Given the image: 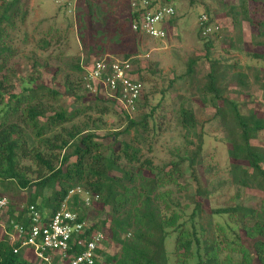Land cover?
I'll return each instance as SVG.
<instances>
[{
    "label": "trees",
    "instance_id": "trees-1",
    "mask_svg": "<svg viewBox=\"0 0 264 264\" xmlns=\"http://www.w3.org/2000/svg\"><path fill=\"white\" fill-rule=\"evenodd\" d=\"M134 2L142 5L143 0ZM149 2L148 10L172 6L170 0ZM240 2L245 11L250 2L260 3L264 8V0ZM87 12V18L82 17L80 30L84 43L91 37L93 41L121 44L128 29L134 33L137 47L143 39L132 30V23L139 17L132 4L128 14L115 20L108 14L96 18L91 6ZM206 13L209 22H213L208 9ZM28 14V0H0V187L1 192L13 190L17 196L24 190L29 191L27 205L22 208L7 196L11 202L7 224L13 220L28 230L32 224L30 205L36 206L48 220L65 201L82 218H89L82 197L75 194L69 198L72 189L82 186L99 194L102 207L108 211L105 219L93 220L87 234L101 229L107 240L116 239L121 244L120 252L115 254L99 250L101 259L95 264H264V200L258 207L235 203L210 206V212L207 211L212 192L205 166L206 138L193 106L183 104L178 110V123L185 130L183 153H179L176 160L158 165L151 155L153 142L149 143L147 137L159 135L169 121L163 104L166 88L162 89V100L157 105H151L152 91L144 92L138 108L141 106L146 111L138 118L122 113L120 118H126L127 122L123 129L111 135L116 143L124 134L131 137L120 141L119 149L104 144L100 134L88 124L80 126L75 122L89 112H96L97 120L111 113L109 98L97 95L94 104H79L70 111L58 103L61 93L42 82H36L21 93H12L17 70L11 62L19 55V50L11 42V32ZM174 15L165 24L167 32L176 23ZM260 24L264 29V20ZM198 35L204 42V51L189 60L184 75L194 78L196 66L203 61L208 64L206 82L199 89L201 103L215 110L213 118L225 131L231 158V183L238 188L254 187L264 192V144L253 143L264 133V112L253 107L244 109L248 102L241 103L230 95V84L249 88L248 75L234 72L236 65L224 64L223 59L214 55V35L205 37L200 28ZM88 47L92 51L96 46ZM97 47L104 50L102 46ZM255 55L263 57V53ZM90 56L87 55L86 64L94 62L88 60ZM123 57L128 59L131 55L124 53ZM134 62L140 64V58ZM223 65L225 68L220 72ZM76 69L82 71L83 68L78 63ZM231 69L234 74L228 86L223 82ZM136 71L144 83L145 68L139 65ZM150 71L154 73L151 68ZM256 74L257 81L261 82L259 72ZM262 84L264 87V80ZM66 89L81 103L76 86L70 80L66 81ZM46 100L56 109L52 104H45ZM93 123L96 124L95 120ZM115 170L121 175L113 174ZM187 173L190 183L185 184L181 178ZM181 185L192 189L191 209L175 198L172 186ZM215 214L227 215L239 228L227 230L223 224L217 227L212 220ZM120 232L129 233L130 237L123 239ZM20 244L18 241L11 245L5 236L0 238V264H47L33 261L30 255H25L24 247L15 252ZM82 249L78 246L74 253Z\"/></svg>",
    "mask_w": 264,
    "mask_h": 264
},
{
    "label": "rangeland",
    "instance_id": "rangeland-1",
    "mask_svg": "<svg viewBox=\"0 0 264 264\" xmlns=\"http://www.w3.org/2000/svg\"><path fill=\"white\" fill-rule=\"evenodd\" d=\"M134 1L136 0H90L88 3L87 0H28L29 14L26 20L18 22L11 32V42L19 50V55L11 62L17 70V77L13 78L15 88L12 93H21L25 88L34 86L36 82H42L61 93L58 103L70 111L79 104H94V98L97 95L91 94L83 82L86 68L92 64H86L87 55H91L88 60L93 62L106 56L124 59L123 54L128 53L131 55L130 59L135 69L139 65L145 68L146 81L142 83L144 92L152 91L151 105H157L162 100L161 91L166 88L163 104L168 112L169 121L159 135L147 137L149 143L151 140L153 142L151 155L155 164H165L176 160L178 154L183 153L185 130L178 123V110L183 104L191 105L197 111L200 128L205 132L206 138L205 166L208 168L207 176L211 181L208 187L212 192L207 211L210 212V206L224 207L235 203L258 207L264 200V192L254 187L238 188L231 183L232 177L229 173L231 158L228 153L225 131L219 127L218 120L213 118L215 110L201 103L199 89L206 82L208 64L203 61L196 66L194 78L184 74L187 71L189 60L197 58L204 51V42L198 35L199 17L201 14L207 15L206 9H208L213 21L220 26V31L213 36L215 39L214 55L223 59L224 64L230 62L236 65L234 72L246 73L249 88L244 89L237 85L234 87L230 84L229 81L234 74L233 69L228 71L223 83H228V86L230 84V95L234 99L241 103L248 102L243 107L244 109L253 107L264 112V87L261 86L264 80V29L260 24L264 20L263 5L250 2L245 11L241 7L240 0H225L222 3L215 0H170V4L175 8L176 23L170 27L163 40L143 36L137 47L134 33L128 29L121 44L103 43L96 36L95 39L98 42L90 37L84 43L80 30L82 17L87 18L89 6L94 10L96 18L98 15L106 17L108 14L115 20L116 17L128 14L129 5L131 6ZM98 45L104 50H100ZM88 46L96 47L90 51ZM257 53H263V57L258 58L255 55ZM139 58L140 64L134 62ZM78 63L82 66V71L76 69ZM224 66L220 68V72H223ZM150 68L154 73L149 72ZM257 72H259L258 80L261 82L257 81ZM67 80L76 86V93L81 97V103L71 91L66 89ZM171 80L173 82L169 86ZM234 90L241 92L235 93ZM103 97L107 99L105 95ZM141 99L142 103L143 98ZM8 101L9 98L6 99V102ZM45 104H52L54 107L53 103L48 100ZM108 105L111 113L102 115L101 120H97L96 112H89L87 115L78 117L75 122L80 126L88 124L94 132L100 134L104 144L113 145L115 149H119L120 141L128 140L131 136L124 134L116 143L111 133L123 129L127 119L120 118L124 111L111 99ZM145 111V108L137 107L131 116L138 118ZM94 120L96 124L93 123ZM253 143L264 144V133L259 135V139L254 140ZM121 165L124 166L123 163ZM112 173L121 175L118 170ZM181 182L190 183L188 173L181 178ZM172 188L175 198L191 209V187L189 190L185 189L184 185L172 186ZM2 189L0 187V195L12 198L13 202L21 208L27 205L29 191L24 190L17 196L13 190L1 192ZM7 210L3 214L2 222L8 219ZM107 214V209H104L101 203L95 204L89 210V215L94 217L92 224L93 220L105 219ZM212 220L217 227L223 224L227 230L239 228L235 222L230 221L227 215L215 214ZM107 228L109 229V223ZM120 236L124 239L129 238L130 234L120 232ZM103 250L109 254H115L120 252L121 244L118 240L109 238L106 239ZM24 251L25 255L30 254L31 256L29 249L25 248ZM34 261L39 262L36 259Z\"/></svg>",
    "mask_w": 264,
    "mask_h": 264
},
{
    "label": "built area",
    "instance_id": "built-area-1",
    "mask_svg": "<svg viewBox=\"0 0 264 264\" xmlns=\"http://www.w3.org/2000/svg\"><path fill=\"white\" fill-rule=\"evenodd\" d=\"M149 0H143L142 5L137 2L132 4L139 17L132 23V30L153 39L163 40L167 36L165 24L175 14L173 6L148 8ZM199 28L205 37L213 36L220 31V26L214 21L209 22V17L202 14L199 17ZM131 59H122L112 56L96 59L86 68L83 82L86 89L94 95H105L111 99L124 113L132 115L144 93V86L136 73ZM132 117V116H131ZM78 194L88 208L89 218H82L81 214L73 210L68 201L56 210L52 216L45 220L42 213L34 205H30L29 212L32 224L27 230L23 224L13 220L7 224L1 217L9 207L10 199L0 197V229L2 237H6L11 245L20 241V248L31 251V259L47 264H95L101 259L99 250H103L106 234L101 229H94L87 234V229L92 225L89 210L100 203V195L91 193L78 186L69 193V198ZM78 246L83 249L75 254ZM36 262V261H35Z\"/></svg>",
    "mask_w": 264,
    "mask_h": 264
},
{
    "label": "crops",
    "instance_id": "crops-1",
    "mask_svg": "<svg viewBox=\"0 0 264 264\" xmlns=\"http://www.w3.org/2000/svg\"><path fill=\"white\" fill-rule=\"evenodd\" d=\"M27 255H30V254H27Z\"/></svg>",
    "mask_w": 264,
    "mask_h": 264
}]
</instances>
